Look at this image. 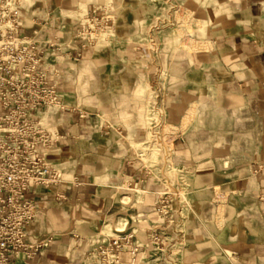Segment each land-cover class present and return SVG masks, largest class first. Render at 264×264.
Listing matches in <instances>:
<instances>
[{
  "label": "crops",
  "instance_id": "obj_1",
  "mask_svg": "<svg viewBox=\"0 0 264 264\" xmlns=\"http://www.w3.org/2000/svg\"><path fill=\"white\" fill-rule=\"evenodd\" d=\"M112 1L25 0V33L47 46L66 105L38 115L63 183L30 192L25 243L43 247L11 264H97L119 231L142 247L122 264H264V0H196L202 58L168 40L153 50ZM105 13L113 38L76 39L81 20ZM164 126L176 140L153 152ZM165 194L169 225L157 216Z\"/></svg>",
  "mask_w": 264,
  "mask_h": 264
},
{
  "label": "built area",
  "instance_id": "obj_2",
  "mask_svg": "<svg viewBox=\"0 0 264 264\" xmlns=\"http://www.w3.org/2000/svg\"><path fill=\"white\" fill-rule=\"evenodd\" d=\"M24 4L25 0H0V264L20 257L31 260L39 253L43 246L25 243L26 229L38 215L28 196L33 189L63 183L60 172L48 162L57 139L38 115L62 112L66 105L56 81L57 69L47 62V46L25 33ZM75 37L87 47L104 45L114 37L108 13L86 16ZM165 128L152 134L153 152L169 150L163 139ZM171 198L161 196L157 209L166 225L172 221ZM261 201L264 204V193ZM151 242L158 250L164 245L160 234H153ZM141 249L134 233L119 231L96 247L93 260L122 264L128 254L136 262Z\"/></svg>",
  "mask_w": 264,
  "mask_h": 264
},
{
  "label": "rangeland",
  "instance_id": "obj_3",
  "mask_svg": "<svg viewBox=\"0 0 264 264\" xmlns=\"http://www.w3.org/2000/svg\"><path fill=\"white\" fill-rule=\"evenodd\" d=\"M196 6V0H114L111 12H115L119 22L135 23V33L148 36L153 50L163 49L168 40L177 45L180 53L202 58L207 49L202 42L203 26L194 16ZM121 8L123 16L117 12ZM112 16L108 14L111 26ZM165 131L163 139L171 149L177 134L173 127Z\"/></svg>",
  "mask_w": 264,
  "mask_h": 264
}]
</instances>
